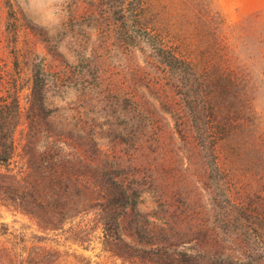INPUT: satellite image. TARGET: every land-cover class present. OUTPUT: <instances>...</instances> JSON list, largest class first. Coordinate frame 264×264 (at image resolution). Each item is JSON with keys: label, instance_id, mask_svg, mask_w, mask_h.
I'll return each instance as SVG.
<instances>
[{"label": "trees", "instance_id": "16d2710c", "mask_svg": "<svg viewBox=\"0 0 264 264\" xmlns=\"http://www.w3.org/2000/svg\"><path fill=\"white\" fill-rule=\"evenodd\" d=\"M161 5L91 2L83 16L93 29L80 37L77 63L49 31L25 22L53 61L35 60L29 84L0 105V202L28 217L38 233L21 234L19 248L0 244V264H46L48 248L61 253L48 242L52 235L81 218L87 224L79 232L95 225L103 250L124 264H264V192L244 188L227 167L238 149L219 120V86L197 59L195 17L166 15ZM8 8L11 19L25 20L12 0ZM72 83L79 87L74 112L52 108L50 87ZM169 139L193 146L191 154L204 161L195 188H209L207 201L195 200L187 232L140 210L149 178L143 162L164 155ZM8 233L7 227L0 235Z\"/></svg>", "mask_w": 264, "mask_h": 264}, {"label": "rangeland", "instance_id": "374dc122", "mask_svg": "<svg viewBox=\"0 0 264 264\" xmlns=\"http://www.w3.org/2000/svg\"><path fill=\"white\" fill-rule=\"evenodd\" d=\"M93 1L97 0H12L17 13L21 11L27 17L23 15L25 20L22 16L15 20L9 15L8 0H0V105L12 103L11 97L29 84V68L35 60L53 61L45 44L25 22L49 31L53 44L71 62L77 63L80 37L84 38L93 29L92 21L83 16ZM157 1L162 3L159 10L166 15L195 17L197 59L219 86L217 96L223 111L219 120L232 130L228 136L238 149L228 155L227 167L238 171L244 188H259L264 192V0ZM214 16L207 24L206 19ZM75 84L69 88L54 84L50 87L52 108H63L66 114L74 112L79 92ZM26 92L21 96L24 103ZM23 110L18 120L21 129L26 125L25 107ZM102 143L107 147L106 139ZM167 144L164 155L156 153L143 162L149 178L142 189L140 210L156 222L157 216L171 219L166 222L178 223L187 232V227L195 222V200L204 195L207 201L209 188H195V176L203 170L204 161L195 159L191 154L193 146L183 140L176 145L169 139ZM86 222L81 218L55 232L48 242L59 246L61 253L48 248L43 261L46 264H124L103 250L102 234L95 225L79 232ZM7 227L8 234L13 235H0V244L7 246L19 248L24 242L21 234L34 239V233H38L28 217L0 202V233ZM33 242L37 243V238ZM186 245L193 248L195 241Z\"/></svg>", "mask_w": 264, "mask_h": 264}]
</instances>
